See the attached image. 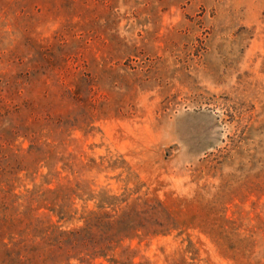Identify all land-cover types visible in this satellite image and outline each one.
Here are the masks:
<instances>
[{"label":"rangeland","instance_id":"374dc122","mask_svg":"<svg viewBox=\"0 0 264 264\" xmlns=\"http://www.w3.org/2000/svg\"><path fill=\"white\" fill-rule=\"evenodd\" d=\"M0 264H264V0H0Z\"/></svg>","mask_w":264,"mask_h":264}]
</instances>
